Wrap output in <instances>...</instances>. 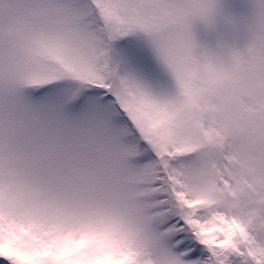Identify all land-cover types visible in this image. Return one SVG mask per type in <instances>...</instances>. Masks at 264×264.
Here are the masks:
<instances>
[{
    "label": "snow or ice",
    "instance_id": "snow-or-ice-1",
    "mask_svg": "<svg viewBox=\"0 0 264 264\" xmlns=\"http://www.w3.org/2000/svg\"><path fill=\"white\" fill-rule=\"evenodd\" d=\"M0 264H264V0H0Z\"/></svg>",
    "mask_w": 264,
    "mask_h": 264
},
{
    "label": "rangeland",
    "instance_id": "rangeland-1",
    "mask_svg": "<svg viewBox=\"0 0 264 264\" xmlns=\"http://www.w3.org/2000/svg\"><path fill=\"white\" fill-rule=\"evenodd\" d=\"M230 9L238 15H246L250 0H227Z\"/></svg>",
    "mask_w": 264,
    "mask_h": 264
}]
</instances>
